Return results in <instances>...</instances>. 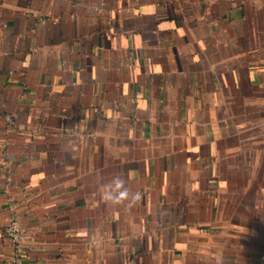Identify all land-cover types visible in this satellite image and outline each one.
<instances>
[{"label": "crops", "instance_id": "obj_1", "mask_svg": "<svg viewBox=\"0 0 264 264\" xmlns=\"http://www.w3.org/2000/svg\"><path fill=\"white\" fill-rule=\"evenodd\" d=\"M13 213L27 264H264V0H0V264Z\"/></svg>", "mask_w": 264, "mask_h": 264}, {"label": "built area", "instance_id": "obj_2", "mask_svg": "<svg viewBox=\"0 0 264 264\" xmlns=\"http://www.w3.org/2000/svg\"><path fill=\"white\" fill-rule=\"evenodd\" d=\"M14 116L9 115L6 120L12 127L14 123ZM8 182L11 181L10 174L7 175ZM5 234L7 239L14 246V255L12 258V264H27L26 263V241L28 240V235L23 227V224L17 214L13 213L8 219Z\"/></svg>", "mask_w": 264, "mask_h": 264}, {"label": "clouds", "instance_id": "obj_3", "mask_svg": "<svg viewBox=\"0 0 264 264\" xmlns=\"http://www.w3.org/2000/svg\"><path fill=\"white\" fill-rule=\"evenodd\" d=\"M125 183L123 178L115 177L109 184L104 186L102 198L113 204H120L127 201L130 207L138 204L142 198L141 194L139 192L130 194L125 187Z\"/></svg>", "mask_w": 264, "mask_h": 264}]
</instances>
